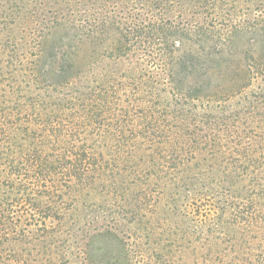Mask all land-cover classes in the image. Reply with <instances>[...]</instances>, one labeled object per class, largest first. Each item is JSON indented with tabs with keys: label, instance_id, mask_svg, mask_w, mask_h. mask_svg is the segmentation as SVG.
<instances>
[{
	"label": "trees",
	"instance_id": "1",
	"mask_svg": "<svg viewBox=\"0 0 264 264\" xmlns=\"http://www.w3.org/2000/svg\"><path fill=\"white\" fill-rule=\"evenodd\" d=\"M86 1L134 6L76 17L0 0V264H22L7 245L59 232L63 207L104 192L155 207L126 247L120 215L75 216L102 221L125 264H264V0ZM184 4L191 19L170 16ZM131 53L167 86L143 74L71 88L81 54ZM42 92L64 93L51 108Z\"/></svg>",
	"mask_w": 264,
	"mask_h": 264
},
{
	"label": "rangeland",
	"instance_id": "2",
	"mask_svg": "<svg viewBox=\"0 0 264 264\" xmlns=\"http://www.w3.org/2000/svg\"><path fill=\"white\" fill-rule=\"evenodd\" d=\"M55 1L53 0V2ZM86 2V0H63V2H55V5L54 3H50V5L53 8H58L59 6L65 8L66 14L77 15L76 17L83 16L86 13H104L105 11L123 13L134 6L131 2L125 3L121 1H105V3L99 1ZM189 8L191 7L186 4L177 5L168 9V13L174 18L191 19L192 12H190ZM74 64L78 70V74L71 88L87 89V87L92 88L108 82L112 78L137 77L143 74L146 78L151 77L159 89L167 86L164 73L160 69L151 67L142 59L139 53H131L128 57L119 60L95 58L90 55L87 57L81 54L78 58H75ZM63 93L42 92L40 102L45 106L48 105L54 108V103L60 100ZM39 108L41 109L42 106ZM140 142V140L137 141V143ZM121 157H126V155ZM137 158L138 154L134 159L136 160ZM113 159L117 160V158ZM84 201L90 207H63L67 216L63 228L59 232L39 241H18L9 244L7 245V250L22 258V264H125L124 256H122L123 253L120 251L122 250V246L117 241L98 236L97 231L100 229L101 223H103L98 219L104 215L106 217L109 215V219L113 215H120L124 220L120 223L123 227L128 226V230L125 229L126 233L121 230L120 235L117 234L122 241V245L126 247V243L131 245L132 242L134 243L137 240L146 238L143 234L145 232L142 230L144 225H147L145 215L148 214L147 217L152 218L148 211H151L155 207H114L112 202L115 199L107 192L101 194L94 193L91 198L85 197ZM200 207L202 211H205L208 206L203 204ZM194 208L190 207L189 210ZM122 209L124 210L123 212H129L126 218L119 213ZM76 215L90 216L88 218L89 221L92 216H97L98 219L91 223H84L82 220L80 222L77 221ZM129 217L133 218L129 220ZM140 242H143V247L147 243V240H141Z\"/></svg>",
	"mask_w": 264,
	"mask_h": 264
}]
</instances>
